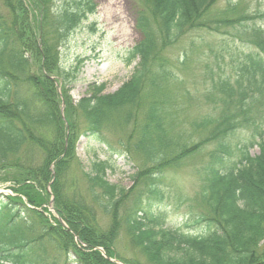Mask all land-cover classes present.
Wrapping results in <instances>:
<instances>
[{
	"label": "trees",
	"instance_id": "trees-1",
	"mask_svg": "<svg viewBox=\"0 0 264 264\" xmlns=\"http://www.w3.org/2000/svg\"><path fill=\"white\" fill-rule=\"evenodd\" d=\"M144 1L140 40L126 60L137 62L130 79L113 94L92 83L75 105L67 85L82 61L64 68L60 48L95 2L0 0V174L7 173L0 181L12 182L28 203L0 197V264L125 262L115 248L123 224L145 258L128 264H264V29L257 22L264 14L242 10V0H226L221 12V0ZM197 35L213 38L209 54L230 58L236 77L211 75L205 98L212 105L186 130L189 106L175 103L171 85L183 88L175 71L195 63ZM180 44L183 54L171 63L169 51ZM125 129L120 145L142 166L129 192L107 179L110 155L87 168L76 152L82 137L103 140ZM196 158L193 197L173 185L191 212L171 227L159 204L170 193L164 181ZM140 182L150 200L143 207L135 197L123 218L121 205ZM52 196L66 227L47 208Z\"/></svg>",
	"mask_w": 264,
	"mask_h": 264
},
{
	"label": "rangeland",
	"instance_id": "rangeland-1",
	"mask_svg": "<svg viewBox=\"0 0 264 264\" xmlns=\"http://www.w3.org/2000/svg\"><path fill=\"white\" fill-rule=\"evenodd\" d=\"M96 7L94 14H87V19L75 30L68 41L60 48L61 64L64 68H71L82 60L80 69L75 79L67 85L69 96L73 103L83 97L88 96V89L92 83L105 85L104 93L116 92L134 72L137 62L127 64L129 50L140 40V33L136 28V17L139 7L145 4L144 0H93ZM226 0H221L217 6V11L221 12L226 7ZM59 4V2H58ZM242 10L260 11L264 14V0H242ZM264 29V18L257 21ZM196 40L201 39V44L197 54L194 56V64L188 69H178L176 72L179 80L183 82V88L179 89V84L171 86L175 92V103L189 106L187 114L182 123L186 130H190V120L196 118L208 110V105H212L207 100L206 91L210 88L211 75L213 80L222 76H230L232 81L236 77V71L231 67V60H222L217 55V49H213V54H209L208 45L213 42L210 36H196ZM185 42V41H184ZM183 43V42H182ZM186 44V42H185ZM178 45L170 49V61L177 62L185 49ZM33 70V69H32ZM212 73V74H211ZM55 79V78H53ZM191 99V100H190ZM128 130H117L103 134V140L99 137H82L77 144L76 152L78 158L84 166L89 168L92 160H105V156L112 157L114 170L107 171V179L125 192H129L134 187V174L141 166L139 160L130 159L125 150L120 145L125 140ZM106 144V145H105ZM209 147L204 150L207 156ZM259 153L258 147L252 150V154ZM203 154V155H204ZM201 158L190 160L174 173H171L164 183L165 190L170 192L165 195V199L159 203L161 207H166L168 212L167 224L171 227H179L185 222V215L191 212V202L179 204L174 196L177 188L187 198L191 199L196 190V180L194 176L195 167L200 165ZM10 176L17 175L15 170H8ZM7 174H0L4 176ZM11 182L1 183L0 192L10 194ZM173 185L177 186L173 188ZM86 187V185H85ZM86 190V188H85ZM142 196V206L146 207L149 202V194L145 190L142 182L131 192V196L121 205L120 214L123 218L133 206L135 197ZM103 226L110 225L109 216L100 215ZM119 257L125 263L144 262L145 258L133 247L131 237L127 231V226L123 224L121 235L116 244ZM66 264H75L69 261Z\"/></svg>",
	"mask_w": 264,
	"mask_h": 264
}]
</instances>
